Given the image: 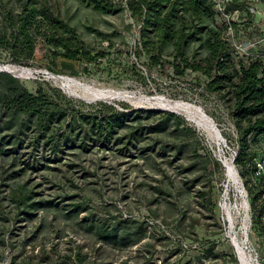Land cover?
Listing matches in <instances>:
<instances>
[{"label":"rangeland","instance_id":"obj_1","mask_svg":"<svg viewBox=\"0 0 264 264\" xmlns=\"http://www.w3.org/2000/svg\"><path fill=\"white\" fill-rule=\"evenodd\" d=\"M213 1L234 62H264V0ZM46 2L48 14L53 12L62 21L59 33L82 43L93 56H105L93 62L71 61L39 39L34 57L24 58L20 65L12 63V50L0 47V66L33 69L34 75L17 78L19 83L34 96L68 109L99 116L112 109L129 116L136 110L157 114H140L109 144H84L78 130L75 141L63 129L52 135V141L50 133L44 138L30 131L19 150L0 154V264H35L42 259L48 264H120L143 257L157 264H264V190L259 185L264 173L251 163H235L237 130L224 99L207 89L209 79L192 71L176 76L172 59L150 66L148 56L138 58V24L126 11L102 14L81 0ZM221 5H226L224 11ZM20 11L18 0H0V33L12 30L11 19ZM53 74L111 95L70 93L52 79ZM4 86L0 79V90ZM124 93L184 101L213 118L220 134L178 113L113 98ZM165 114L185 122L169 118L165 132L150 133L148 127L167 119ZM136 129L143 131L129 142L127 136ZM250 145L255 163L264 159V136H252ZM228 164L236 178H230ZM15 172L17 178L7 180ZM20 185L46 207L30 217L23 214L12 197ZM77 204L88 210L76 215L71 206ZM101 219L144 223L147 238L128 248L105 245L87 226Z\"/></svg>","mask_w":264,"mask_h":264},{"label":"trees","instance_id":"obj_2","mask_svg":"<svg viewBox=\"0 0 264 264\" xmlns=\"http://www.w3.org/2000/svg\"><path fill=\"white\" fill-rule=\"evenodd\" d=\"M18 1L21 11L11 19L12 30L0 33V47L15 53L13 64L20 65L24 58H33L39 39L63 51L66 59L71 61L83 58L93 62L105 56V53L93 56L82 43L59 33L57 29L62 26V21L53 12L48 14L50 7L46 0ZM81 1L102 14L128 12L139 28L136 55L138 58L148 56L150 66H163L168 59H172L176 76L183 77L187 71L206 76L209 79L207 89L224 99L228 115L237 130L239 147L235 163H251L257 170L255 155L249 150L252 136H264V62L258 59L247 63L234 62L232 48L224 36L225 29L218 24L213 0ZM196 45L198 47L195 49ZM0 79L5 84L0 90V154L5 156L19 150L30 131L40 132L44 138L50 133L49 139L52 141V135L63 129L64 134L67 132V138L75 141L73 135L78 130L84 144H109L119 130L137 122L140 114H157L136 110L129 116V113L112 109L108 115L99 116L82 109H68L61 103L34 96L17 78L6 72H0ZM165 115L167 119L150 125L147 130L150 133L165 132L169 118H175L179 123L185 122L173 114ZM142 131L136 129L129 133V142L137 139ZM18 175L19 172H15L7 180H15ZM259 185L264 190V174ZM33 196L24 185L12 191L13 201L28 217L35 210L46 207V202L33 201ZM71 208L76 215L88 210L82 209L79 204ZM261 208L264 212V204ZM87 226L99 242L114 248L132 247L147 238V226L129 219L114 222L109 219L92 220ZM35 264H48V261L42 259ZM120 264L157 263L143 257L139 261L127 260Z\"/></svg>","mask_w":264,"mask_h":264},{"label":"bare ground","instance_id":"obj_3","mask_svg":"<svg viewBox=\"0 0 264 264\" xmlns=\"http://www.w3.org/2000/svg\"><path fill=\"white\" fill-rule=\"evenodd\" d=\"M6 69L21 79H29L34 75L33 69L26 67L14 66V67H7ZM51 77L56 83H58L63 88V90H66L70 93L78 94V92L80 91L82 92L81 95L91 98H98V97L104 98L111 95V93H106L104 91L93 90L90 87L81 84L78 80L68 76L53 74ZM113 98L125 99L130 101L131 103H135L139 105L148 103L152 106V108L154 107L158 109H168L170 111H174L178 114H182L188 119L194 121L199 126H202L206 130L212 133H216V135L219 136V132L217 130V127H215V123L213 119H210L211 117H209L202 109L193 107L192 105L184 101L170 100L162 96L144 97V96L125 94V93L121 95L113 94ZM228 171L230 178H236L237 175L236 171L230 164H228ZM238 250L241 255V258L243 259L244 262H246L245 252L243 248H241L238 245Z\"/></svg>","mask_w":264,"mask_h":264},{"label":"water","instance_id":"obj_4","mask_svg":"<svg viewBox=\"0 0 264 264\" xmlns=\"http://www.w3.org/2000/svg\"><path fill=\"white\" fill-rule=\"evenodd\" d=\"M7 67H14V66H13V65L0 66V72H6V73H8V74L14 76L15 78H19L18 76H16V75H14L13 73L9 72V71L6 69ZM2 70H3V71H2ZM35 73H37V72H35ZM43 73H48V72H43ZM46 78H48V77H46ZM152 109H155V108H152ZM155 110H158V111H165V112H170V113H173V114H177L176 112H174V111H170V110H168V109H155ZM178 115H180V116L184 117L186 120L190 121L187 117L183 116L182 114H178ZM210 119H211V118H210ZM212 119H213V118H212ZM190 122H192V121H190ZM215 127H217V124H216V123H215ZM219 134H220V132H219Z\"/></svg>","mask_w":264,"mask_h":264},{"label":"built area","instance_id":"obj_5","mask_svg":"<svg viewBox=\"0 0 264 264\" xmlns=\"http://www.w3.org/2000/svg\"><path fill=\"white\" fill-rule=\"evenodd\" d=\"M219 8H220L221 11H224V10L226 9V5H223V6L221 5ZM237 150H238V149H237ZM237 150L234 152V153H235V155H234V160H235V157H236V155H237ZM256 169H257L259 172L264 173V159H262V160L256 162ZM235 246H236V244H235Z\"/></svg>","mask_w":264,"mask_h":264}]
</instances>
